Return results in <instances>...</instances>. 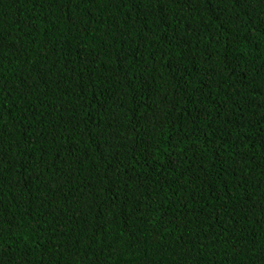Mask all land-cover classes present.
<instances>
[{
  "label": "trees",
  "instance_id": "1",
  "mask_svg": "<svg viewBox=\"0 0 264 264\" xmlns=\"http://www.w3.org/2000/svg\"><path fill=\"white\" fill-rule=\"evenodd\" d=\"M0 264H264V0H0Z\"/></svg>",
  "mask_w": 264,
  "mask_h": 264
}]
</instances>
